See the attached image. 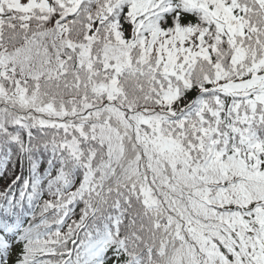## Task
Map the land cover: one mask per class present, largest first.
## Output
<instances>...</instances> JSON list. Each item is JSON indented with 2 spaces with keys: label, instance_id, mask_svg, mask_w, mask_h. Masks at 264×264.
Returning a JSON list of instances; mask_svg holds the SVG:
<instances>
[{
  "label": "snow or ice",
  "instance_id": "snow-or-ice-1",
  "mask_svg": "<svg viewBox=\"0 0 264 264\" xmlns=\"http://www.w3.org/2000/svg\"><path fill=\"white\" fill-rule=\"evenodd\" d=\"M0 264H264V0H0Z\"/></svg>",
  "mask_w": 264,
  "mask_h": 264
}]
</instances>
